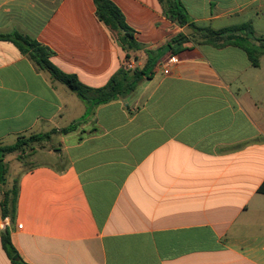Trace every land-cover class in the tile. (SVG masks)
<instances>
[{"label": "crops", "instance_id": "obj_1", "mask_svg": "<svg viewBox=\"0 0 264 264\" xmlns=\"http://www.w3.org/2000/svg\"><path fill=\"white\" fill-rule=\"evenodd\" d=\"M111 1L144 47L129 56L145 74L88 114L5 37L35 39L58 69L104 87L126 51L94 0H0V142L74 126L19 169L15 219L0 215V264H16L3 226L28 264H264V0H179L197 26L250 24L257 66L240 47L194 41L161 0ZM178 34L189 39L173 53ZM171 55L179 62L164 73Z\"/></svg>", "mask_w": 264, "mask_h": 264}, {"label": "trees", "instance_id": "obj_2", "mask_svg": "<svg viewBox=\"0 0 264 264\" xmlns=\"http://www.w3.org/2000/svg\"><path fill=\"white\" fill-rule=\"evenodd\" d=\"M166 3L167 16L173 21H176L181 26L189 25L194 33V41L201 43L205 42L215 47L222 48L228 45L240 47L248 54L251 62L257 66L259 56L262 50L253 43L252 26L244 24L236 27L214 30L211 27H200L195 23H191L185 6L179 0H161ZM96 6V14L100 22H102L114 35L116 42L121 48L126 51V59L123 61L121 69L111 77L109 82L101 88H92L84 85L76 75L68 74L50 61L51 50L41 45L35 39L19 32H15L6 36L11 40L20 51L27 55L29 59L40 69L45 70L50 75L65 84L72 92H74L88 106V114L90 108L108 103L117 98L126 97L136 90L139 84L143 81L145 71L130 67L129 52L143 49L135 38L132 30L125 21L122 11L111 0H94ZM189 38L183 34H178L167 44L173 53H176ZM149 55V66H153L156 59L151 58L155 51H146ZM74 129L70 126L61 130L53 129L44 134H31L28 136H20L10 145H4L0 142V181L4 185L6 183V173L8 166L4 163V159L9 154L21 153L25 154L28 148H32L36 144L50 139L51 135L56 132L66 134ZM22 159V157H19ZM260 193H264V182L259 188ZM19 187L18 181L11 189L4 192L3 200L0 201V215L3 219H15L18 204ZM2 244L10 259L16 264H28L24 262L14 248L9 231L6 230L2 234Z\"/></svg>", "mask_w": 264, "mask_h": 264}, {"label": "rangeland", "instance_id": "obj_3", "mask_svg": "<svg viewBox=\"0 0 264 264\" xmlns=\"http://www.w3.org/2000/svg\"><path fill=\"white\" fill-rule=\"evenodd\" d=\"M36 146H38L40 148V144L34 145V147H36ZM43 147L47 148V146H43ZM49 147L50 146H48V148ZM34 152H36L35 148L33 150H32V148H28L25 154L16 153L20 156H17L12 161L6 163V165L8 166V172L5 175L6 183L2 187L3 192H5L8 189H11L12 186L15 184L16 180L18 179L19 169L21 168V166H22V168L25 169L26 166H29L31 164L30 156H32L34 154ZM19 157H22V159H20ZM3 197L4 196L1 195V193H0V201L3 200Z\"/></svg>", "mask_w": 264, "mask_h": 264}, {"label": "built area", "instance_id": "obj_4", "mask_svg": "<svg viewBox=\"0 0 264 264\" xmlns=\"http://www.w3.org/2000/svg\"><path fill=\"white\" fill-rule=\"evenodd\" d=\"M178 62H179L178 56L176 55L169 56L165 61L162 62V65L166 67V69L164 70V73H169L170 65L176 64ZM130 67L133 68V65H131V63H130Z\"/></svg>", "mask_w": 264, "mask_h": 264}, {"label": "water", "instance_id": "obj_5", "mask_svg": "<svg viewBox=\"0 0 264 264\" xmlns=\"http://www.w3.org/2000/svg\"><path fill=\"white\" fill-rule=\"evenodd\" d=\"M4 227V231H6V226H3Z\"/></svg>", "mask_w": 264, "mask_h": 264}]
</instances>
